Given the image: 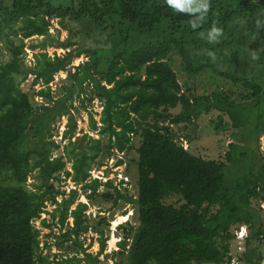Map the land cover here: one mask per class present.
Wrapping results in <instances>:
<instances>
[{
    "label": "trees",
    "instance_id": "16d2710c",
    "mask_svg": "<svg viewBox=\"0 0 264 264\" xmlns=\"http://www.w3.org/2000/svg\"><path fill=\"white\" fill-rule=\"evenodd\" d=\"M70 2L0 0V31L11 28L18 36L17 42L7 39L12 57L0 64V264H46L34 224L46 201L54 204L50 216L58 217L63 238L56 245L69 242L79 252L83 234L90 229L98 234L96 254L83 248V255L61 264H108L99 260L107 241L104 228L91 223L77 188L61 189L63 178L89 191L88 199L102 185L114 191L104 192V198L136 203L139 225L128 220L118 225L125 230L118 253L127 252V264H225L231 259L232 228L240 225L248 229L244 264H262L264 252L253 243L263 236L262 226L252 203L264 202V156L259 153L264 0H209L207 16L196 29L193 16L175 12L166 0ZM213 26L222 35L210 43L207 32ZM61 30L67 32L63 39ZM34 36L42 38L26 44ZM87 38L92 42L86 46ZM25 47H40L30 64ZM47 47L64 52L51 56ZM84 53L88 59L72 65ZM176 63L188 80H179ZM59 72L66 73L64 91L54 95L50 84ZM28 75L29 91L16 81ZM200 77L214 87L199 92L189 85ZM76 98L82 105L97 98L102 106L98 121L89 113L90 129L99 137L85 133L82 143L74 140ZM215 111L214 130H234L222 159L197 155L183 144L192 140L189 127ZM65 116L60 138L67 144L53 156L61 148L53 138L56 124ZM173 127L188 132L181 136ZM134 138H139L137 146ZM133 149L137 198L121 192L124 181L115 185L112 179L89 178L104 151L126 155ZM171 196L181 203H166ZM69 217L71 226L65 228ZM47 221L43 218L42 225L48 227ZM101 221L108 226L107 218Z\"/></svg>",
    "mask_w": 264,
    "mask_h": 264
},
{
    "label": "rangeland",
    "instance_id": "374dc122",
    "mask_svg": "<svg viewBox=\"0 0 264 264\" xmlns=\"http://www.w3.org/2000/svg\"><path fill=\"white\" fill-rule=\"evenodd\" d=\"M56 4H62V5H69L70 0H52ZM56 26V25H55ZM58 27V26H57ZM51 32L54 34L56 31L53 29ZM67 35V32L65 30H61L60 32V38L63 39ZM18 36H16L15 31L11 28H5L2 31H0V64H4L8 62L11 57V51L9 49V43L7 41L8 38L11 40H14L15 42L18 41ZM41 36L37 37L34 36L31 39H27L25 42L26 44L29 43H36L41 40ZM87 40V41H86ZM85 40L86 46L89 45L92 41L87 38ZM40 50L39 48H36L35 50H31L30 52L33 54L34 52H38ZM46 50L52 51L53 47H47ZM58 50V49H57ZM58 52H62L58 50ZM31 53H27L26 58H31ZM88 59L87 54H83L80 57H77L74 59L73 64L76 66L79 62L85 61ZM27 62V59H26ZM177 62V61H176ZM28 63V62H27ZM175 68L177 69L179 80L182 81L183 79H187V76L184 72H182L180 66L178 63L175 64ZM66 77L65 72H59L55 75L54 81L50 84L53 94L58 95L60 93H63V89L61 88V85L64 82V79ZM32 80V77L28 75L25 79L21 78L20 76H16V81L19 82V86L27 91H29L30 82ZM188 80V79H187ZM207 79L205 77L200 79H190L189 85L191 87L197 88V91L201 92L203 90V87H207ZM209 83V82H208ZM211 83V82H210ZM67 84L69 82L67 81ZM214 87V84L211 83V87L207 90L209 91ZM39 88V85L35 87L37 90ZM31 93H34V91H30ZM34 101L35 104L38 105L41 103V98L34 95ZM74 105L76 106L77 110L75 112V116L77 118V133L74 137L75 141H78L79 143H82L81 136L85 133H88L94 137H99L97 131H92L90 129V123H89V113L92 112L94 119L96 121L99 120V114L102 110L101 102L97 98H94L92 101H88L84 99L83 105L79 102L78 98L74 100ZM85 107V108H84ZM173 113H176L178 111V108L171 109ZM218 113L211 112L209 114L203 115L200 117L196 124V127H189L188 131L192 134V140L191 142L186 143L185 141L183 144L185 147H189L191 151L196 153L197 155L207 157L210 159H222L224 155V151L227 149L228 143L232 140L233 134L232 132L234 130L227 129L226 131H215L213 128V123L211 120H216ZM224 121L229 122L228 119L225 117ZM67 122L66 116L63 117L60 122H58L56 125L58 127V132L54 135V140L61 143V148L59 150H55L53 156L57 155L59 152L62 153L63 147L67 144L66 140L61 141V132L64 130L65 123ZM212 123V124H211ZM173 130L179 133L181 136H184L185 133L188 131L180 132L177 127H173ZM106 138H103V141L106 142ZM135 146L138 145L139 138H134L133 140ZM189 144V145H188ZM259 153L261 156H264V136L262 135L259 138ZM137 157L136 151L133 149L128 154H123L122 152H118L117 150H113L110 152V150H106L101 154L100 157V165L98 166V169H102L103 166H107V169L105 172H109V176L112 177V180L117 182L119 174L122 177L127 178L126 185H121L120 190L121 192L131 195L133 198H137V181H138V165L135 161ZM122 160V163L120 165H116V162L118 160ZM68 166H71L70 163ZM35 171L32 173L34 174ZM94 174H98L97 171ZM34 181L33 175H30L27 183L29 186V189H33L32 182ZM125 182L123 179L122 182ZM57 184V183H56ZM61 189H64L69 191V189L77 188L79 190V196L78 201H82L88 204V209L86 211V214L90 216L91 223L97 222V225L100 224L102 228L105 230V234L107 236L106 241V247L103 252L99 256V260L101 263H108V264H115L116 262L118 264H127V252H119L118 242L122 238V236L125 233L124 229H121L118 227L121 223H124L125 221L131 222V224L134 227H137L139 225L138 221V213H137V206L136 203H127L123 199H118V201L114 202V198L107 199L102 196L104 192H108L110 194H113V189L108 188L105 186L100 185L98 187V190L96 192V195L93 196V198L88 199L86 194L89 193V191H84L83 189H80V185H75L70 178L62 179V181L59 183ZM60 199V196H58ZM166 203H171L175 205H179L181 203V200L178 196H171L165 201ZM253 207L256 209L259 221L262 226V235L260 236L259 240H255L253 243L257 244L262 248V251L264 252V202H259L257 200L253 201ZM54 204H51L49 201H46V207L45 211L41 213L40 218H37L34 220L35 227L40 230V247H41V254L46 257V264H61L63 260H65L66 257H70L72 255H83L80 251L85 248L87 252H90L92 254H96L99 250V243H98V234L93 230L90 229L88 232L83 234V246L82 249L80 248V251L71 245L69 242L63 243L62 246L56 245L57 242H61L63 238L61 237L59 230V227L56 225V220H58V217L55 220L51 219L50 212L53 210ZM58 216V215H57ZM126 216L127 219H123L122 217ZM105 217L108 219L109 223L108 226H104L102 222V218ZM48 220L47 223H49V226L46 227L42 225L41 220L42 219ZM72 218L69 217L67 219V225L65 226H71ZM235 229L234 226L232 228L233 232V238L230 240V252L232 256L235 258L236 264H244L243 260V253L245 252V242L244 240H238L235 237ZM46 234H49L48 236ZM43 242H47V245H44ZM64 242V241H63ZM227 263V262H226ZM225 263V264H226ZM81 264H87L82 262Z\"/></svg>",
    "mask_w": 264,
    "mask_h": 264
},
{
    "label": "clouds",
    "instance_id": "9594fccd",
    "mask_svg": "<svg viewBox=\"0 0 264 264\" xmlns=\"http://www.w3.org/2000/svg\"><path fill=\"white\" fill-rule=\"evenodd\" d=\"M166 4L177 13L193 16L191 21L193 29L198 28L204 22L210 7L209 0H166ZM200 35L203 37L204 33L201 32ZM221 35L222 30L215 26L207 32L210 43L217 40Z\"/></svg>",
    "mask_w": 264,
    "mask_h": 264
},
{
    "label": "built area",
    "instance_id": "2783aa9c",
    "mask_svg": "<svg viewBox=\"0 0 264 264\" xmlns=\"http://www.w3.org/2000/svg\"><path fill=\"white\" fill-rule=\"evenodd\" d=\"M25 50H26L27 53H31L30 52L31 50L26 48V47H25ZM58 50L62 51L61 53L64 52V50L61 49V48H59ZM58 50L53 48L52 51H49V52L47 50L46 51L48 52L49 55L53 56L54 51H56L58 54H60V52H58ZM31 55H32V53H31ZM26 56H29V55H26ZM26 59H27V62L30 64L32 59H33V57L31 56L30 59L27 57ZM97 168L98 167H95V168H92L90 170V177L89 178H91V179L97 178V179L101 180L102 182H106L107 180L112 179V177L109 176V172L108 171L105 172L106 169H107V166H103L102 169H98V170H97ZM68 169L71 170V166H68ZM96 171H97L98 174H94ZM123 179L125 180V182L122 183L121 185H126L127 178L126 177H122L120 174L118 176V181L117 182L114 181V184L115 185H119ZM247 235H248V229H247L246 225H240V226L236 227V229H235V237L238 240H241V241L245 240ZM230 255H231V259L226 264H236L235 258L232 256L231 252H230ZM262 264H264V259H263Z\"/></svg>",
    "mask_w": 264,
    "mask_h": 264
},
{
    "label": "bare ground",
    "instance_id": "6f19581e",
    "mask_svg": "<svg viewBox=\"0 0 264 264\" xmlns=\"http://www.w3.org/2000/svg\"><path fill=\"white\" fill-rule=\"evenodd\" d=\"M122 218H123V219H127V217H126V216H123Z\"/></svg>",
    "mask_w": 264,
    "mask_h": 264
},
{
    "label": "water",
    "instance_id": "95a60500",
    "mask_svg": "<svg viewBox=\"0 0 264 264\" xmlns=\"http://www.w3.org/2000/svg\"><path fill=\"white\" fill-rule=\"evenodd\" d=\"M79 140H80V139H79ZM79 140H78V142H80Z\"/></svg>",
    "mask_w": 264,
    "mask_h": 264
}]
</instances>
